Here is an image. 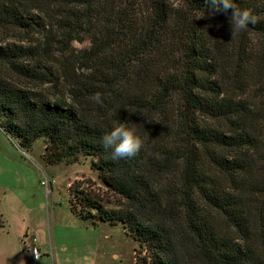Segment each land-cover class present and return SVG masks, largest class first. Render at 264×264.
<instances>
[{
	"label": "trees",
	"instance_id": "obj_1",
	"mask_svg": "<svg viewBox=\"0 0 264 264\" xmlns=\"http://www.w3.org/2000/svg\"><path fill=\"white\" fill-rule=\"evenodd\" d=\"M147 1L138 18L122 9L130 0H0V28L37 32L33 12L56 6L55 25L91 23L96 38L70 101L0 75V128L26 151L44 139L49 166L92 158L117 208L74 184L70 209L93 228L121 226L140 249L136 264H264V49L240 41L236 58L238 35L228 48L208 39L193 21L207 16L205 0H182L183 11ZM233 2L258 18L241 32L264 40V0ZM21 52L0 47V61L35 88L50 82L17 64ZM121 124L144 145L113 160L101 137Z\"/></svg>",
	"mask_w": 264,
	"mask_h": 264
},
{
	"label": "rangeland",
	"instance_id": "obj_2",
	"mask_svg": "<svg viewBox=\"0 0 264 264\" xmlns=\"http://www.w3.org/2000/svg\"><path fill=\"white\" fill-rule=\"evenodd\" d=\"M117 1V0H115ZM175 11L185 10L182 0H156ZM147 0H130L125 10L140 18L147 9ZM49 14L33 12L42 26L37 32L14 28H0V47L21 48L25 57L17 64L42 71L51 80L35 88L29 78L22 76L10 65L0 61V75L15 86L34 89L70 101L68 90L73 84L85 80L91 71L92 51L96 41L91 23L72 24V30L55 25L58 8ZM96 20H92L95 23ZM209 39L229 47L232 37L230 23L221 24L214 18L193 16ZM63 26V25H62ZM211 33V34H210ZM238 45L248 44L250 50L264 49V40L254 35L238 32ZM99 36V35H98ZM44 139L36 141L28 151L20 148L0 128V264H53V257L83 261L90 256L95 264H136L140 249L121 226L103 224L93 228L70 209V187L76 185L103 199L109 208H117V199L103 186L91 169L90 157H81L72 165L66 162L49 166L43 159ZM50 182L49 191L42 180ZM42 241L49 256L34 261L29 253L32 238ZM54 254V255H53ZM48 257V258H47Z\"/></svg>",
	"mask_w": 264,
	"mask_h": 264
},
{
	"label": "clouds",
	"instance_id": "obj_3",
	"mask_svg": "<svg viewBox=\"0 0 264 264\" xmlns=\"http://www.w3.org/2000/svg\"><path fill=\"white\" fill-rule=\"evenodd\" d=\"M205 4L207 5L206 14L208 18H213L221 13L228 15L233 39L238 32L245 31L250 25H255L258 22L256 15H253L247 9H240L233 0H205ZM91 99L96 104L103 105L101 93H95ZM101 144L106 151L111 150V158L113 160H118L138 155L144 145V141L133 129L121 124L114 127L110 132L105 133L101 137ZM30 252L37 261H40L37 250H30ZM19 264H27V262L21 258ZM83 264H95V261L90 256H84Z\"/></svg>",
	"mask_w": 264,
	"mask_h": 264
},
{
	"label": "crops",
	"instance_id": "obj_4",
	"mask_svg": "<svg viewBox=\"0 0 264 264\" xmlns=\"http://www.w3.org/2000/svg\"><path fill=\"white\" fill-rule=\"evenodd\" d=\"M35 240V241H34ZM36 246L39 251H40V260L42 259L43 256H49L47 250H45V245L43 244L42 241H37V239L35 237L32 238V242L30 244V248H32L33 246ZM31 254V252H29ZM54 255V254H53ZM31 257L34 261H37L33 258V255L31 254ZM53 257V264H83V261H78V260H75V259H68V258H57L55 256H52ZM48 258V257H47Z\"/></svg>",
	"mask_w": 264,
	"mask_h": 264
},
{
	"label": "built area",
	"instance_id": "obj_5",
	"mask_svg": "<svg viewBox=\"0 0 264 264\" xmlns=\"http://www.w3.org/2000/svg\"><path fill=\"white\" fill-rule=\"evenodd\" d=\"M41 184H42L44 187H46V189L49 191L50 182H49L48 180H46V179H45V180H42ZM34 241H35V240H34ZM31 250H37L39 256H41L39 249H38L35 245L31 248ZM33 258L35 259L34 256H33ZM35 260H36V259H35Z\"/></svg>",
	"mask_w": 264,
	"mask_h": 264
}]
</instances>
